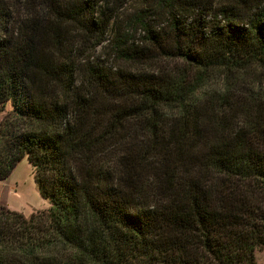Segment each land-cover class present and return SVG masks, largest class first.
<instances>
[{"label": "trees", "instance_id": "16d2710c", "mask_svg": "<svg viewBox=\"0 0 264 264\" xmlns=\"http://www.w3.org/2000/svg\"><path fill=\"white\" fill-rule=\"evenodd\" d=\"M158 1L113 70L81 60L116 10L0 0V180L27 157L50 203L0 204V264H257L264 0Z\"/></svg>", "mask_w": 264, "mask_h": 264}, {"label": "rangeland", "instance_id": "374dc122", "mask_svg": "<svg viewBox=\"0 0 264 264\" xmlns=\"http://www.w3.org/2000/svg\"><path fill=\"white\" fill-rule=\"evenodd\" d=\"M102 8H112L116 10V20L112 24L106 41L99 46L95 51L82 57L81 63L87 61L104 65L106 68L118 69L125 67L126 64L119 60L114 51L116 40L121 38L128 31L130 42L136 45L141 44L142 32L138 25L131 27V20L134 15L141 11H146L145 18L154 23L167 22V13L162 9L157 2L158 0H128L123 5L117 0H97ZM189 3H200V1L214 3L215 8H219L222 4L238 0H183ZM255 2L259 0H254ZM187 9V8H186ZM134 69L139 68L137 65L130 64ZM11 108L10 104L6 105L5 111ZM4 112H0V120L4 116ZM0 204L9 207L12 210L22 212L28 216L32 211L47 209L50 207L49 200L44 199L38 190V186L34 180V168L29 163L27 157H24L12 171L11 175L0 180ZM257 264H264V250L256 252Z\"/></svg>", "mask_w": 264, "mask_h": 264}]
</instances>
